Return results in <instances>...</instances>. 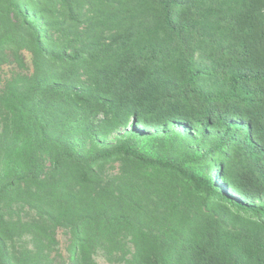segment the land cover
I'll list each match as a JSON object with an SVG mask.
<instances>
[{
  "label": "trees",
  "instance_id": "16d2710c",
  "mask_svg": "<svg viewBox=\"0 0 264 264\" xmlns=\"http://www.w3.org/2000/svg\"><path fill=\"white\" fill-rule=\"evenodd\" d=\"M60 229L71 264H264V0H0V264Z\"/></svg>",
  "mask_w": 264,
  "mask_h": 264
},
{
  "label": "rangeland",
  "instance_id": "374dc122",
  "mask_svg": "<svg viewBox=\"0 0 264 264\" xmlns=\"http://www.w3.org/2000/svg\"><path fill=\"white\" fill-rule=\"evenodd\" d=\"M28 63L31 65V56L26 55ZM8 71V68H6ZM119 134V133H117ZM117 134L112 135L109 140L116 137ZM25 214V213H24ZM26 218L33 216V214H25ZM57 243L51 248L50 256L53 259L51 264H71V234L68 229H60L56 235ZM98 264H129L125 259H122L120 254L107 255L102 250H98L94 255Z\"/></svg>",
  "mask_w": 264,
  "mask_h": 264
}]
</instances>
